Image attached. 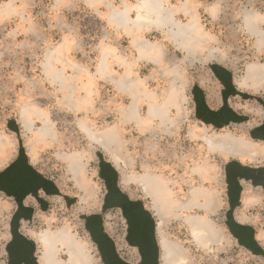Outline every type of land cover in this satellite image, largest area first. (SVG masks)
Wrapping results in <instances>:
<instances>
[{"label":"rangeland","instance_id":"1","mask_svg":"<svg viewBox=\"0 0 264 264\" xmlns=\"http://www.w3.org/2000/svg\"><path fill=\"white\" fill-rule=\"evenodd\" d=\"M141 1L0 0V174L18 166L14 171L39 180L21 198L0 190V264H10L9 250L18 248L12 246L16 224L33 255L32 262L17 264H105L86 226L95 218L118 256L139 264L123 209L105 208V166L154 221L159 264H264V140L252 136L264 123V80L257 87L245 81L248 66L258 67L257 77L264 72V0H159L171 24L137 30L132 23ZM127 6L133 10L122 27L112 13ZM194 15L200 36L192 34V47L178 46L171 33L177 24L192 26ZM250 17L256 31L246 22ZM151 46L154 55L140 57V48ZM122 80L144 90L139 105L119 88ZM83 85L91 91L88 106L76 111L67 95L72 87L85 97ZM171 91L167 121L159 115L139 126L127 119L130 110L146 119L150 106L159 108ZM82 121L94 133L115 129L118 144L90 141ZM44 122L49 132L40 143L36 134ZM222 137L244 145V155L209 151L205 139ZM236 171L240 194L232 206L228 177ZM149 175L180 205L195 200L196 189L210 198L163 216L141 182ZM230 217L255 228L257 251L233 236ZM199 218L212 234L204 245L188 225ZM62 234L64 243L46 246L45 238ZM164 244L175 251L173 263Z\"/></svg>","mask_w":264,"mask_h":264},{"label":"bare ground","instance_id":"2","mask_svg":"<svg viewBox=\"0 0 264 264\" xmlns=\"http://www.w3.org/2000/svg\"><path fill=\"white\" fill-rule=\"evenodd\" d=\"M137 7H138L136 9L137 18L132 23V24H134V27L137 28V30H141L144 26H146V28H148L149 26L150 27L153 26L156 28H162L164 26H168L172 22L170 15L166 13L167 10L165 12L166 14L163 13L164 10H162L161 5L159 3V0H142L140 5H138ZM132 10L133 9L130 6L129 7L127 6L123 12H120V13H112L111 12L112 13V20L117 25H120L122 27L126 26L128 21H129V13ZM192 17H193L192 26H181V25L177 24L176 25L177 26L176 31L171 33L172 38L174 39V41L176 42V44L178 46H182V47L186 46V45L191 46V44L194 43L193 42L194 37L192 36V34L194 32L197 34L196 36H200V34H201V28H199L197 26V20L195 19V15ZM251 19H254V18H252V17L247 18L246 22H247V24L251 25V30L254 31L256 28H255L254 24H252ZM135 31L136 30H134V32ZM134 36H136V34ZM259 42H262V43L264 42V34H261L259 36ZM195 43L198 47L199 46L198 42L196 41ZM155 48L156 47H152V46L149 47V49L148 48L145 49L144 47L143 48L141 47L139 50V52H141L140 57L150 56L149 54H152L151 52ZM153 55L154 54H152V56ZM103 68L104 67H102V69ZM129 70H130V68L127 69V71H129ZM257 71H258V67H256V65L253 64L251 66H248L246 77H245V81L251 78L252 85L254 87L260 86L264 80V72L261 73L260 76L257 77L256 76ZM52 80H55V79H52ZM131 83L132 82H130V81L128 82V81L122 80L119 82V87H120V89H123L125 92H127L129 95H131L133 97V102H134L133 104L137 105L140 102L141 97L143 96V95L141 96V94L144 92V90L143 89L140 90L139 88L138 89L137 88L132 89L134 84H131ZM171 92L172 93H168L166 95L165 100L162 102V104H161V106H159V108L155 109L154 107L150 106V110H149V117L150 118L149 119L148 118L144 119V118L138 117L137 114L133 110H130L129 115H127V119L128 120H136L139 126L149 124L154 117L162 118L161 116L164 115V118L168 119V116L165 114H167L168 108L170 106H172L175 102L174 92L173 91H171ZM86 93L88 95V92H86ZM67 96H68V98L73 99V107L75 108L76 111L80 110L83 107L87 108L89 99L88 98H80L78 96V90L77 89L71 87V90ZM150 102H151V105H153V103H154L153 99ZM159 115H161V116H159ZM29 116L30 115H27V119H29ZM165 121H167V120H165ZM30 126L27 125V128L29 129ZM48 127H49L48 123L44 122L43 127L41 128L39 133L36 134V137L40 143L43 141V137L49 132ZM80 127L87 134L86 136L88 137V139L90 141L95 142V143H99V144L105 146L106 148H110V146L117 145L119 142L118 133L113 128L107 129L105 132H102V133H94L93 131L90 130L89 126L86 123H83V121L81 122ZM205 143H206V146H207L209 151L217 152V153L224 154V155H230V154L244 155L243 152H244L245 146L234 141L230 137H222V138H219L216 140L205 139ZM72 164L75 165V167L77 168V170L80 173L81 170L78 166V162L73 161ZM200 173H202V172H200ZM141 182L143 183V187L145 190H147V188L150 187L152 190L157 191V194H159L158 196H156L152 192V198L155 201L157 212L161 213L163 216H165L171 208L190 209V208H193L195 206H201L200 204H198V202H196L198 197L203 196L205 198H210V194L204 193V192L196 189L195 191L192 192L195 200H193L192 202H190L188 204L180 205L179 203H175L171 199L170 194L167 191L166 187L163 185L162 181H160L158 178L151 176V175L144 176L141 179ZM188 225L190 227L191 234H192V237L194 238V241L196 243H198L199 245L206 244L209 241V239L212 238L209 223L206 220H204L202 218L188 220ZM67 237H68L67 235L62 234V235L55 236L53 238L52 237H49L48 239L45 238L44 241H45L46 246H48L49 248H52L55 243H64L65 240H67ZM50 238H52V239H50ZM164 249H165L164 257H165L166 261L173 263V261L175 260L174 249L169 248L166 244H164ZM80 255H81V252H80ZM46 258H47V261H51V262L53 261V258L51 257L50 254ZM80 259H81V256H80ZM83 259H85V258L83 257Z\"/></svg>","mask_w":264,"mask_h":264},{"label":"water","instance_id":"3","mask_svg":"<svg viewBox=\"0 0 264 264\" xmlns=\"http://www.w3.org/2000/svg\"><path fill=\"white\" fill-rule=\"evenodd\" d=\"M254 138L264 140V123L252 132ZM18 166H12L10 170L0 174V190L7 193H13L20 198L27 192L29 187L33 184H38L39 180H35L32 173L23 174L21 171H14ZM232 173L228 177L229 195L232 206L238 201L240 194V185L237 180V174ZM103 178L107 186V196L105 198V208L107 207H120L123 209V214L128 221V234L127 241L139 248L141 262L139 264H159V247L155 238V223L149 218V214L143 212L142 206L138 202H132L124 195L117 186V173L111 166L103 168ZM264 186V183L261 182ZM228 227L235 236V238L243 244L246 248L257 251L256 243L253 238V231L247 226H243L233 221L230 217ZM95 223L91 226L90 222L87 223V228L91 232L93 242L97 244L101 258L105 264H129L122 260L115 249L113 241L103 233L101 228V218H95ZM17 225V224H16ZM15 231L13 232L12 246L17 245V249L9 252L12 256L10 264H17L21 260L27 262L33 261L30 243L22 238ZM29 246L28 249L24 245Z\"/></svg>","mask_w":264,"mask_h":264},{"label":"crops","instance_id":"4","mask_svg":"<svg viewBox=\"0 0 264 264\" xmlns=\"http://www.w3.org/2000/svg\"><path fill=\"white\" fill-rule=\"evenodd\" d=\"M103 69H104V68H103ZM119 88H120V87H119ZM81 90H84V91L88 92V95H87V93H86L85 97H83V98H88V99H89V94H90V92H91L90 89L87 88V87H85V85H83L82 88H81ZM121 90H123V89H121ZM78 96H79V95H78ZM79 97H80V96H79ZM80 98H81V97H80ZM147 118L149 119L150 117L148 116ZM162 120H163V122H165L166 118H165V120H164V119H162ZM73 161L75 162L74 159L72 160V162H73ZM72 166L74 167V169L76 170L77 174L79 175V171L77 170V168L75 167V165L72 164ZM146 191H148V193L150 194L151 197H152V192H153L156 196L159 195V194H157V191L152 190L150 187H148ZM171 209H175V208H171ZM171 209H170V210H171ZM170 210H169V211H170ZM255 223H256V222H255ZM243 225H244V224H243ZM246 226L252 229L254 240L257 239V233H255V228H253V226H252L251 224H249V226H248V225H246ZM190 232H191V230H190ZM197 244H198V243H197Z\"/></svg>","mask_w":264,"mask_h":264}]
</instances>
